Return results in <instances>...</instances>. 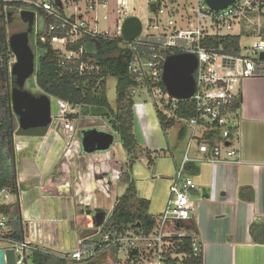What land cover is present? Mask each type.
<instances>
[{
	"label": "built area",
	"instance_id": "1",
	"mask_svg": "<svg viewBox=\"0 0 264 264\" xmlns=\"http://www.w3.org/2000/svg\"><path fill=\"white\" fill-rule=\"evenodd\" d=\"M10 1L13 0H0V3ZM21 1L31 3L44 12L42 15L36 14L39 22L44 23L45 19H49L41 40L50 42L60 52L62 66L70 69L76 67L80 74L99 75L101 69L88 53L86 45L79 44L81 41L86 37H122L121 43L126 42L133 51L128 69L138 82L128 92L135 97L147 93L164 114L175 117L181 126L188 127L184 161L177 172L169 177L152 175L158 179H167L170 183L169 196L158 214V225L152 233L146 234L143 230L135 229L125 232L105 230L107 216L93 233L79 237L72 249L47 248L77 262L98 257L106 251H116L118 259L123 257L131 264H182L187 255L178 251L177 244L187 233L177 228V222L193 218L197 202L192 198V192L205 190V186L196 183L192 176L186 174L185 164L192 161L189 157L192 144L204 156L203 160L213 164L240 159L241 149L235 142L240 140L242 119L235 101L245 79L264 77V59L261 58L264 52V0H235L223 9L211 8L207 0H149L157 4L160 2L156 17L150 18L151 25L156 27V21L165 16L166 26L156 32H141L132 41L124 38L122 29L126 16L131 11L136 13V8H128L127 0H117L116 27L113 30L101 25V19L108 20L109 15H99L102 8L109 7V0ZM238 26H244L254 38L250 44L242 45L239 53L204 45L208 37L235 34L234 29ZM171 47L178 48L180 52L194 53L198 57V66L194 71L196 89L189 98L194 101L196 115L186 119H180L174 112L178 101L182 99L171 96L163 82L166 50ZM57 103L60 112L58 116H52V123L59 124L58 131L65 141L62 155H74L73 146H79L75 136L76 121L94 119L96 116L83 113L79 103L71 104L59 98ZM167 105L169 107L166 108ZM112 118L116 119L114 115ZM108 126L112 129L110 123ZM21 148L20 142L15 141V149ZM100 162L103 159L99 157L95 161L89 160L90 165H98ZM129 164L130 160L127 161V167ZM112 171L110 175L109 170L96 168L97 175L103 177L99 180L104 191H109L111 180H119L125 170L117 168ZM78 176L81 180L83 175ZM12 195L8 188L1 189L0 205L7 203ZM168 222H172L174 228L166 231ZM8 229V217L0 211V242L3 243L0 247L15 248L17 264H25V258L28 260L33 245L25 240L6 239ZM193 247L194 253L199 254L201 245L198 238L194 239ZM23 249H26L25 255ZM133 250L138 253L131 255Z\"/></svg>",
	"mask_w": 264,
	"mask_h": 264
},
{
	"label": "crops",
	"instance_id": "2",
	"mask_svg": "<svg viewBox=\"0 0 264 264\" xmlns=\"http://www.w3.org/2000/svg\"><path fill=\"white\" fill-rule=\"evenodd\" d=\"M127 3L128 8H135L130 7L129 0ZM147 3L149 6L148 0ZM117 7L118 1L116 9ZM102 10L103 8L99 11V15L103 14ZM86 15L89 14L83 16ZM237 30V34L241 35V41L243 36L254 39L244 26H238ZM241 95L242 105L239 108L242 119L241 136L239 142H235L241 149L239 161L213 164L203 160L204 156L195 147L193 155L189 153V157L192 159L190 162L198 166V173L188 174L185 169L186 174L192 176L196 183L205 186L203 191L193 190L192 192V198L197 202L193 219L199 231L198 239L203 264H264V243L256 242L250 229L253 222H264V77L245 79L241 84ZM89 122L90 124L95 122V125L93 127H90V124L87 125L89 126L88 131L90 128L97 127L98 124H102L103 127L100 128L104 130L105 124L100 120ZM47 133L39 137L22 136L26 138L23 142L18 140L22 147L19 149L21 152L19 168L17 161L16 163L20 183L21 214L26 232L25 241L29 244H39L57 250L63 249V246L58 248L52 245H57L56 243L60 241L61 226L59 227V224L63 225L61 231L67 233L63 228L66 223L70 239L66 238L67 244L64 248L72 249L79 237L96 230L97 225L109 216L115 203L121 197L115 196L116 199L111 209L107 208L105 203L98 202V194L100 198L107 199L117 194L121 182L111 180L109 191H104L99 180L103 177L100 175L97 178L96 168H100L101 171L109 170L108 174L111 175L113 169L126 170L127 161H121L116 152L115 157L110 158L112 148H114L113 139L107 151L104 150L108 156H99L103 162L90 165L94 176L90 179L82 176L81 180L78 176L77 189L73 192L70 187L72 161L62 159L65 141L57 127L56 137H49V139L47 136L51 133ZM106 133L113 135L110 131ZM41 137L44 139L37 142ZM77 137L82 154H77V151L75 153L80 158L86 157L89 162L90 159L86 155H94L93 152L99 150L93 152L85 150L82 144L84 136L80 131ZM60 142H63L62 148H59L61 147ZM183 142L186 149L188 134ZM162 152L165 154V149ZM156 156L154 155V159ZM184 156L185 153L178 157L174 156L176 172L182 165ZM127 157V160H130L128 154ZM114 159L116 160L113 164L111 161ZM72 160L76 161L75 157ZM89 175L91 173H88L87 177H90ZM241 186L253 187L255 192L253 201H246L239 197L238 192ZM82 189L87 192L83 195L84 197L80 195ZM95 190L98 194L94 196L92 204L88 200L91 199ZM16 199L17 195H12L7 203ZM55 224L56 228H54ZM54 230L56 233H53ZM109 263H112V260L109 259L106 262V264Z\"/></svg>",
	"mask_w": 264,
	"mask_h": 264
},
{
	"label": "trees",
	"instance_id": "3",
	"mask_svg": "<svg viewBox=\"0 0 264 264\" xmlns=\"http://www.w3.org/2000/svg\"><path fill=\"white\" fill-rule=\"evenodd\" d=\"M159 3L149 2L152 13H158ZM7 8H26L35 11L38 15H42L44 12L37 9L35 5L21 0L0 3V190L8 188L13 195H16L17 191L20 190V183L18 173L14 169L13 135L7 90V66H9L10 58L15 55L7 41V37H9L8 30L5 32L3 25L2 13ZM48 22L49 19H45L44 23L38 21V27L31 35V43L36 51V85L41 92L48 94L50 97L63 99L71 104H81L83 113L108 117L112 130L118 135L124 150L130 158V164L122 172L119 179V182L127 183L128 186L109 214L105 230L116 229L125 232L135 229L150 234L156 229L159 217L150 212L151 201L139 196L136 182L132 179L130 173L132 164L139 160L142 155H145L148 166H152L155 161L154 151L141 146L135 131V96L128 92L130 87L138 85L137 80L129 73L128 69L133 51L128 48L126 42H124L125 45L121 43L123 41L122 37L119 39L109 37L92 39L86 37L79 44L84 43L86 45L88 53L94 58L96 64L101 66V69L99 75L80 74L76 67L70 69L62 66L60 52L50 42L41 40L45 25ZM35 36L37 37L36 41L34 40ZM204 45L239 53L242 47L241 35L228 33L211 36L204 40ZM174 53H180V50L173 47L166 50V55ZM109 76L117 78L115 105L109 101L107 94V79ZM241 105L242 95L240 93L235 101V107L240 108ZM156 107L161 125L165 129H169L178 123L175 117H169L157 105ZM167 107L169 106L167 105ZM174 112L180 119L195 116L194 101L192 99L178 101ZM113 115L116 119L112 118ZM187 134L188 127L186 125L181 126L178 132L179 139H185ZM185 169L188 174L194 175L199 170L193 162H187ZM238 195L246 201H253L255 198L252 186H241ZM0 211L8 217L9 229L5 238L24 241L26 232L18 200L0 205ZM177 228L187 233L179 239L177 244L178 251L187 255L182 264H203L201 248L199 254L194 253L193 242L199 234L195 220L191 218L178 221ZM250 229L253 239L256 242L264 243V222H253ZM31 245H33V248L30 250L29 256L32 258V264H106L109 259H117L116 251H106L98 257L77 262L42 245Z\"/></svg>",
	"mask_w": 264,
	"mask_h": 264
},
{
	"label": "rangeland",
	"instance_id": "4",
	"mask_svg": "<svg viewBox=\"0 0 264 264\" xmlns=\"http://www.w3.org/2000/svg\"><path fill=\"white\" fill-rule=\"evenodd\" d=\"M109 1H110L109 7L101 11L102 13H107L109 15V19L108 20L101 19V25L103 27H107L113 30L116 27V23L114 20L116 16L115 9H116L117 1L116 0H109ZM129 1H130V7L136 8V13L133 14V12L131 11L129 15L126 16V18L132 15H137L142 21V25H143L142 33L156 32L158 29L160 30L164 29V26H166V23H167V18L165 16H161V20L156 21V27L151 25L150 18H155L156 16L154 13L150 11L147 0H134V1L129 0ZM16 23H22V21L21 20L16 21ZM237 28L238 27H235L234 29L235 34H237V31H238ZM8 33L10 34V28L8 29ZM34 40L35 41L37 40L36 36ZM249 41L250 43L253 41L252 37L250 38V37L243 36L241 43L242 45L245 46V45L250 44L248 43ZM15 60H16L15 56L10 58L9 67H11V65L13 64ZM35 75L32 78L27 80L26 87L28 89H31L33 92H41L40 88L36 85ZM116 83H117L116 77L114 76L108 77L107 94H108L109 101L113 105L116 104V99H117ZM51 109H52V116L53 117L58 116L60 109L57 103V98L53 96L51 97ZM88 120L89 121L100 120L101 122L105 124L104 130L100 128V127H103L102 124H98L97 127L90 128L91 131L94 130L98 132H101V131L102 132H108V131L113 132L112 134L114 136V148H112V153L110 154L111 156L110 158H114L115 152H116L118 157H120L121 161L122 160H124L125 162L128 161L127 154L124 151L123 145L121 141L119 140L118 135L108 126L109 124L108 117L96 116L94 117V119L90 118ZM14 121L16 122V119ZM89 121H87V119H81V120L78 119L76 121V127H77L76 133L77 134H75V136H78L79 131L81 134H83V136H85V134L88 132L87 127L89 126L93 127V125H95L94 124L95 122L90 124L91 122ZM134 121H135V131L139 138L141 146L144 148L151 149L152 151H154L153 154L157 156L155 158V164L152 167L148 166V162H147L145 155H142L141 157H139V160H136L132 164V168H130L131 177L136 182L139 196L145 197L151 201L150 212L154 213L157 217H160L158 214L160 213L159 211L163 210L166 204L167 198L169 196V184L170 183H169V180L167 179L158 180L156 177H153L152 175L155 174V175H162L165 177L167 176L169 177L176 172L174 156L178 157L184 154L186 150L184 147L183 140H180L177 134L181 125L180 123H177L173 127L169 129H165L161 125L160 118L158 116L157 107H156V104L154 103V99L152 97H149L147 93H141V94L136 95L135 97ZM56 127H57V124L53 122L48 131L49 133H51L47 136L48 138L56 137V134H55ZM77 138L78 137H76V139ZM25 139H26L25 137L19 136L17 133L15 134L16 142L18 140L23 142ZM41 139H44V138L43 137L39 138L37 142H40ZM60 144H61V147H59ZM59 145L58 147L62 148L63 142L62 143L60 142ZM73 147L75 148V152L76 151L78 152L77 154H82L80 153L81 148L79 146L74 145ZM195 147H196L195 144H192V150L190 152V155H193V150ZM168 148H170V150H168ZM163 149H165L166 151L165 154L164 152H162ZM106 151H97V152H93L94 155H91V156L86 155V156L88 159H97L99 156L101 157H103L104 155L108 156V154H105ZM158 153L160 154L158 155ZM77 154H74V157L76 160L74 162L72 160L74 158L73 155L70 156V155L63 154V158H62L63 161H68V162L72 161L71 163L72 166H71V171H70L72 181H71L70 187L73 192L74 190L76 191L77 189V183L79 182L78 180L79 173H81L84 177L89 178V179L92 176H94V173H92V170L90 169V164L86 160V157L80 158V156H78ZM20 157H21V152L20 150H18L16 151V161L18 162V168H19V163H20ZM104 158H108V157H104ZM114 161L115 160L111 161V163L114 164L115 163ZM88 173H91V175H89L90 177H87ZM102 175L105 176V174H102ZM97 178H99V175ZM92 186H93V183H92ZM127 186H128L127 183H120L117 194L115 193L113 197L108 198V199L105 197L100 198L97 190H95L93 194L91 195V199H89L88 201H90L89 203L93 204L94 196L98 194V199H99L98 202H102L103 204L105 203V205H107V208L111 209L116 199L115 196H118V197L122 196ZM80 193H81L80 195L84 197L83 195H86L85 193L87 192L85 189H82ZM22 199H23V196H22ZM68 204H69V201H68ZM67 225L68 224L65 223L63 227L65 228L67 233H63L61 231L63 225L59 224V227L61 226L60 227L61 229L59 230L60 231V237H59L60 241L56 243L57 245H52V246H57L58 248L60 246H63V249H67V248H64V245L67 244L66 238L70 239V236L68 234L69 230L67 228L68 227ZM54 228H56V224ZM173 228H174V224L172 222H168L166 226V231H168L169 229H173ZM53 233H56V230H54ZM2 245L3 243L0 242V246ZM28 264H32L31 256H29L28 258ZM109 264H131V263L126 261L123 257H120L119 259L114 258L112 260V263H109Z\"/></svg>",
	"mask_w": 264,
	"mask_h": 264
},
{
	"label": "water",
	"instance_id": "5",
	"mask_svg": "<svg viewBox=\"0 0 264 264\" xmlns=\"http://www.w3.org/2000/svg\"><path fill=\"white\" fill-rule=\"evenodd\" d=\"M235 0H207L213 9H223ZM21 18L29 23L28 28L19 29L11 25L10 36L7 41L15 55L11 67L7 66V90L9 111L12 125V147L14 169L17 173L15 134L20 136H44L52 125L51 97L44 92H33L26 87L28 79L36 74V51L31 43V35L37 28L36 12L23 9ZM6 12L2 13L5 21ZM5 32L7 24L3 23ZM123 35L128 41L138 37L143 29L142 21L137 15L127 17L123 22ZM264 59V52L261 53ZM198 66V57L191 52H180L167 55L164 61L163 82L169 94L177 99H189L196 89L194 71ZM16 119V122L14 121ZM59 129V124H57ZM113 135L106 132L88 131L82 139L85 150L89 152L104 151L113 142ZM17 200L21 208L20 191H17ZM22 217V214H21ZM133 250L131 255L137 254ZM26 249H23V255ZM0 264H17L15 248L0 247ZM25 264L28 260L25 258Z\"/></svg>",
	"mask_w": 264,
	"mask_h": 264
},
{
	"label": "flooded vegetation",
	"instance_id": "6",
	"mask_svg": "<svg viewBox=\"0 0 264 264\" xmlns=\"http://www.w3.org/2000/svg\"><path fill=\"white\" fill-rule=\"evenodd\" d=\"M26 9V8H20V9H10L7 8L5 10L6 16H5V21L3 19V23L7 24V30L11 25H17L18 28L20 29H26L29 26L28 22H25L20 15L21 10ZM30 10V9H29ZM37 14V13H36ZM22 21V23H16V21ZM37 27H38V19H37ZM37 29V28H36Z\"/></svg>",
	"mask_w": 264,
	"mask_h": 264
}]
</instances>
